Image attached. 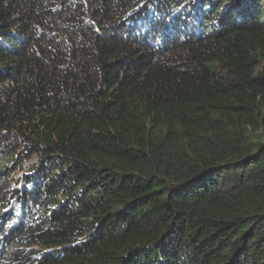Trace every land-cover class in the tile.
Returning <instances> with one entry per match:
<instances>
[{
	"label": "trees",
	"instance_id": "1",
	"mask_svg": "<svg viewBox=\"0 0 264 264\" xmlns=\"http://www.w3.org/2000/svg\"><path fill=\"white\" fill-rule=\"evenodd\" d=\"M0 264H264V0H0Z\"/></svg>",
	"mask_w": 264,
	"mask_h": 264
},
{
	"label": "rangeland",
	"instance_id": "2",
	"mask_svg": "<svg viewBox=\"0 0 264 264\" xmlns=\"http://www.w3.org/2000/svg\"><path fill=\"white\" fill-rule=\"evenodd\" d=\"M7 176H8L7 181L9 183V189L13 190V193H8L7 196L10 197L11 199H10V203L7 204L5 209H9L12 206H14L15 208H18L20 206V202L17 200L16 190L21 189L23 187V185L20 184L19 172L15 171L10 174L8 173Z\"/></svg>",
	"mask_w": 264,
	"mask_h": 264
},
{
	"label": "clouds",
	"instance_id": "3",
	"mask_svg": "<svg viewBox=\"0 0 264 264\" xmlns=\"http://www.w3.org/2000/svg\"><path fill=\"white\" fill-rule=\"evenodd\" d=\"M16 214H17V217L21 218V215H22L21 213L17 212ZM15 223H17V222L15 221Z\"/></svg>",
	"mask_w": 264,
	"mask_h": 264
}]
</instances>
